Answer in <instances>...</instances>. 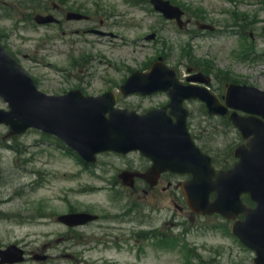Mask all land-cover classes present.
<instances>
[{"label": "rangeland", "instance_id": "obj_1", "mask_svg": "<svg viewBox=\"0 0 264 264\" xmlns=\"http://www.w3.org/2000/svg\"><path fill=\"white\" fill-rule=\"evenodd\" d=\"M58 1H67V5L72 7H83L92 20L84 24L73 23L72 30L65 28V33L53 26L34 27L27 22L28 8H25V3L28 0H0L2 42L11 51L18 49L22 65L38 79L39 88L45 92L58 93L61 89L75 85L84 87L88 92L117 87L131 70L143 69L145 63L162 48L161 43L152 44V41L144 38L147 33L158 29L161 37L171 45L167 62L179 67L182 77L186 75V66L190 64L180 58V46L189 42L197 57L208 58L223 70L230 68L241 79L264 88V63H249L235 58L233 51L239 47V37L233 34L222 33L191 39L183 33H175L171 25L160 23L159 14L145 0H45L49 4ZM170 1L202 6L214 19L227 18L224 10L246 11L254 19L252 29L257 30V27L264 25V22H258L264 19V11L258 0ZM10 8L12 11H9ZM30 23L33 25L32 18ZM83 25L85 28L97 27L115 35L99 36L81 31L77 34L74 29ZM259 38L260 35L257 43L261 49V46L264 48V40L259 42ZM165 100L166 95L163 93L149 97L130 95L120 97L119 104L141 111ZM190 106L198 114L194 123L200 125L199 128H205L209 132L208 139L214 140V145L221 150L215 153L216 165H223L224 162L229 166L231 161L228 148L235 134H228V127L223 121L200 116L197 103ZM5 107L6 104L0 99V108ZM200 114L203 115L202 112ZM6 130L5 126L0 125V243L22 241V246L30 252L43 241L40 236L44 229L28 221L39 201H47L53 211H62L69 203L105 201L106 195L79 192L85 183V174L80 173L76 162L57 150L50 139L33 131L4 139ZM190 131L197 135L199 129L191 127ZM202 141L198 143L201 146L204 144ZM21 157L22 167L19 165ZM170 214L187 217L181 220L187 231L183 230L178 235H175L176 231H171L170 249L147 247L138 261L132 254L125 252L117 255L109 253L108 258L115 259V264H186L188 259L194 263L198 262V257L208 260L212 255L217 257L218 253L221 259L226 258L228 239L218 229H213L217 219H195L189 212H179L173 206L170 207ZM50 227L58 228L54 223ZM189 248L194 252L187 251ZM59 260L67 262L66 258L53 259L52 262L57 264ZM22 264L37 262L30 258Z\"/></svg>", "mask_w": 264, "mask_h": 264}, {"label": "water", "instance_id": "obj_2", "mask_svg": "<svg viewBox=\"0 0 264 264\" xmlns=\"http://www.w3.org/2000/svg\"><path fill=\"white\" fill-rule=\"evenodd\" d=\"M156 9L168 16H177L181 10L168 1L151 0ZM50 16L38 21H51ZM199 79V77H194ZM155 90H168L171 95L170 113L165 108L150 110L144 115L134 111L116 109L110 94L99 97L81 96L70 93L65 96H49L36 89L32 78L6 54L0 45V94L8 101L10 109H0V123L9 125L8 135L20 133L29 126L52 132L68 142L87 160L95 152L115 149L126 152L139 149L151 157L159 168L184 171L191 175L184 186L188 204L197 212H221L225 215L232 206L231 194L250 191L261 195L258 207L252 213L251 224L260 223L264 233V190L249 186L264 185V153L246 159L241 147L236 150L240 157L235 168L229 171H214L210 158L202 154L193 144L185 124L186 112L181 107L185 97H200L206 101L210 112L223 113L217 100L203 88L189 91L182 86L172 71L157 62L147 73H133L121 86L123 94L138 91L142 94ZM229 105L264 116V92L247 86L230 85L226 92ZM109 117H105V113ZM243 129L241 120L234 119ZM260 144L264 152V134ZM217 192V198L208 200L210 192ZM240 236L242 234L238 233ZM14 248H10L12 251Z\"/></svg>", "mask_w": 264, "mask_h": 264}, {"label": "flooded vegetation", "instance_id": "obj_3", "mask_svg": "<svg viewBox=\"0 0 264 264\" xmlns=\"http://www.w3.org/2000/svg\"><path fill=\"white\" fill-rule=\"evenodd\" d=\"M60 9V6H56ZM244 117H250L243 114ZM247 146L248 139L243 140ZM109 154L116 156L112 159ZM97 166L101 172H110L115 180L109 183L118 193V205L110 207L109 214L106 210H93L86 208L85 212L97 213V218L86 222L83 225L69 227L62 226L67 229V232L59 233L56 242L53 244H44L41 251H61L62 254L72 258L73 264H105L101 254L108 248L121 249L116 246L112 238L117 241H129L131 239L143 238L148 236L152 238L156 233H162V230H167L170 220L163 214V216H141L137 215V211L133 205L138 201L146 205L147 212L154 213L157 208L160 210H168L170 203L179 207L180 210L184 203L179 187H177L183 180L185 175H179L172 172L161 173L155 185H150L149 180L140 176L150 166V161L142 157L139 153H129L126 155L107 152L98 156ZM90 171L91 168L86 166ZM133 173V186L129 188L124 185V178L122 174ZM241 200L244 204L253 207L254 203L251 201L249 194H242ZM159 203H158V202ZM164 201H166L164 205ZM157 202V203H156ZM69 212H75L70 210ZM243 215H238V219L242 220ZM232 223V222H231ZM231 232V225L229 227ZM231 234V233H230ZM232 235V234H231ZM235 240V236H231ZM147 239V238H146ZM236 248L238 254L246 256L245 264H253V256L257 254L254 246L257 244L254 241H249V244H242L236 239ZM54 252H52L53 254ZM95 255V256H93ZM233 264V257L230 260Z\"/></svg>", "mask_w": 264, "mask_h": 264}]
</instances>
